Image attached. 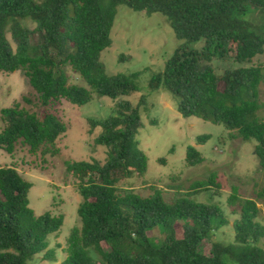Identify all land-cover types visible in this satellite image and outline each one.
<instances>
[{
    "label": "trees",
    "instance_id": "16d2710c",
    "mask_svg": "<svg viewBox=\"0 0 264 264\" xmlns=\"http://www.w3.org/2000/svg\"><path fill=\"white\" fill-rule=\"evenodd\" d=\"M120 4L162 14L179 40H203L201 50L178 46L163 69L152 75L149 87L168 90L184 117L223 124L243 141L254 138V154L264 171V120L256 116L264 67H227L217 74L211 64L213 60L250 63L263 53L264 27L257 33L239 16L250 8L264 16V0H0V71L22 70L42 106L63 98L83 105L92 93L110 98L129 95L136 90L135 75H109L100 60L101 52L112 44L110 31ZM25 20L34 27L23 24ZM67 66L89 88L69 84ZM143 102L141 96L139 103ZM116 106L114 115L88 121L89 133L101 127L94 143L107 148L105 161L65 162L81 196L80 224L71 229L66 256L58 264H264V224L258 207V203L264 206V185L255 198H243L235 191L229 195L227 203L238 214L231 224L233 241L214 240L210 252L203 253L202 242L227 225L228 219L217 204L197 202L191 196L218 189L216 173L185 192L179 190L172 202L157 187L147 196L118 187L121 179L142 175L147 159L136 139L142 126L139 106L127 100ZM0 114L6 122L0 148L7 153L12 154L19 143L31 153H58L55 142L66 126L57 116L45 113L39 118L19 103L1 109ZM208 138L200 135L196 142ZM202 160L189 145L187 163ZM30 188L14 166L0 167V264H28L45 250L44 260H54L53 250L47 249L48 236L60 228L63 216L35 215L29 207ZM178 219L188 221L180 235ZM154 228L165 234L159 243L148 237Z\"/></svg>",
    "mask_w": 264,
    "mask_h": 264
},
{
    "label": "rangeland",
    "instance_id": "374dc122",
    "mask_svg": "<svg viewBox=\"0 0 264 264\" xmlns=\"http://www.w3.org/2000/svg\"><path fill=\"white\" fill-rule=\"evenodd\" d=\"M239 17L251 24L255 32L262 33L264 16L258 9L250 8ZM22 22L34 27V23L29 20ZM7 35L10 39V34ZM110 36L112 44L101 52L100 60L109 75H135L136 90L126 96L110 98L92 93L91 100L83 105L73 104L63 98L42 106L38 101V94L28 84L22 70L0 71V110L19 103L20 107L35 113L39 118L45 113H52L66 126L65 132L56 139L55 145L59 151L55 155H43L40 151L31 153L21 143L12 154L0 148V167L14 166L31 183L28 199L29 207L35 215L49 212L53 216H63L60 228L48 236L47 249L53 250L54 260H44L45 250L35 254L28 264H58L65 258L69 233L74 226L80 224L77 209L81 201L76 181L67 172L65 162L91 159L102 163L105 161L107 148L94 143L101 127L97 126L89 133L88 121L90 118L103 120L114 115L116 104L121 100L139 106L142 126L136 139L146 156L147 168L142 175L134 174L130 178L121 179L118 187L133 188L141 196L151 194L152 187H157L162 191L164 199L172 202L196 182L205 179L212 172L216 173V181L220 183L218 189L213 187L197 191L191 196L197 202L217 204L228 219L227 225L202 242L203 253L210 252L214 240L222 243L233 241L231 224L238 218V214H234L233 208L227 203L229 195L235 191L243 198H255L257 190L264 185V171L254 154L257 143L254 138L243 141L236 131L227 130L223 124H214L196 116L184 117L177 110L176 98L168 90L163 87L152 90L149 87L152 75L163 69L165 61L178 46L201 50L203 40L193 43L179 40L162 14L135 11L125 4L116 8ZM121 56L126 60L121 59ZM211 64L217 74L227 67H264V50L250 63L213 60ZM66 74L69 84L89 88L69 66L66 67ZM219 88H223L222 83ZM258 89L260 107L256 116L264 120V78ZM141 96H144L143 103H139ZM25 98H29L31 102L28 103ZM5 126L6 122L0 114V132ZM200 135H208L209 138L198 144L196 137ZM189 145L200 152L203 158L200 163H187L186 149ZM258 207L259 219L264 224V206L258 203ZM175 224L180 235L188 221L178 219ZM147 234L156 243L165 236L160 228L149 230ZM261 245L264 248V238Z\"/></svg>",
    "mask_w": 264,
    "mask_h": 264
}]
</instances>
